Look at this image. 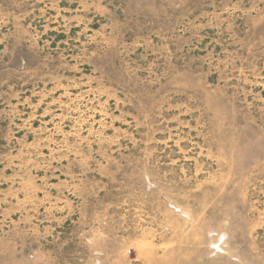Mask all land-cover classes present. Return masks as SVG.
Returning a JSON list of instances; mask_svg holds the SVG:
<instances>
[{
  "label": "rangeland",
  "instance_id": "1",
  "mask_svg": "<svg viewBox=\"0 0 264 264\" xmlns=\"http://www.w3.org/2000/svg\"><path fill=\"white\" fill-rule=\"evenodd\" d=\"M0 264H264V0H0Z\"/></svg>",
  "mask_w": 264,
  "mask_h": 264
}]
</instances>
